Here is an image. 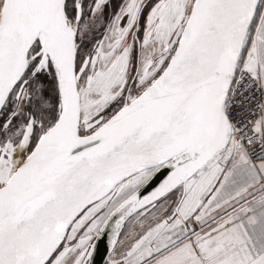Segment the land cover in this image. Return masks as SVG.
<instances>
[{
    "label": "snow or ice",
    "instance_id": "1",
    "mask_svg": "<svg viewBox=\"0 0 264 264\" xmlns=\"http://www.w3.org/2000/svg\"><path fill=\"white\" fill-rule=\"evenodd\" d=\"M104 235L106 264H264V0H0V264Z\"/></svg>",
    "mask_w": 264,
    "mask_h": 264
},
{
    "label": "water",
    "instance_id": "2",
    "mask_svg": "<svg viewBox=\"0 0 264 264\" xmlns=\"http://www.w3.org/2000/svg\"><path fill=\"white\" fill-rule=\"evenodd\" d=\"M166 178L164 176H161L160 179L157 181L154 178V183L150 182L149 185L146 186V190L142 189V193L144 195H149L151 191L155 190V187L159 186V183L162 182V180ZM110 235V234H108ZM108 235H104L99 237L96 241L95 244L97 246L98 252H94V262L95 264H106L109 258V253L111 251L109 247V239Z\"/></svg>",
    "mask_w": 264,
    "mask_h": 264
}]
</instances>
